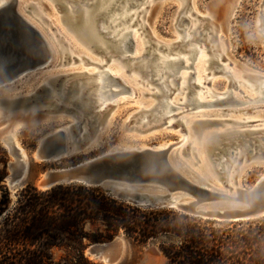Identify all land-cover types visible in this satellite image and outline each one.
<instances>
[{"label":"rangeland","instance_id":"374dc122","mask_svg":"<svg viewBox=\"0 0 264 264\" xmlns=\"http://www.w3.org/2000/svg\"><path fill=\"white\" fill-rule=\"evenodd\" d=\"M28 1L29 2L25 5H21L20 11L25 17L31 20V22H33L39 27L40 30L44 32L53 48V57L51 58L50 65L47 69L37 71L36 73H31L20 81L14 83L12 86L0 88V100L28 97L24 99L23 102L18 103V105H14V103L6 104L5 102H0V110H3L4 112L2 117H0V137L8 135L9 133L14 134L15 142L17 143L18 147L23 150V153L27 157L26 178L19 186H17L15 189L13 188L15 191L14 198L16 191L25 187L27 184L36 187L35 185L37 184L38 179L42 177L44 172L49 170L66 168L107 151L118 149L121 146L154 147L161 144H174L183 134L178 131L179 128L177 127V123L173 124L174 120L181 116L191 117L196 114L212 115L215 117L220 116L224 117L222 118L224 120L235 119L236 121H239L240 119L242 120L245 118H251L252 120L249 122L250 124L244 126L241 129H234L235 131L242 133L241 135L238 133L226 135L227 131L224 129L226 126H237L230 121L213 123L199 127L194 125L191 129V133L195 138H197V140H199V142L202 139V134L207 131L218 134L224 133L222 136L224 141L221 142V140H219L220 138H218L213 146V140L209 138L210 135L209 137L207 136L208 139L206 137L207 142L205 143V153L208 150L207 147L210 149L212 148L213 151L220 150L223 147H230L235 152H238L237 160L233 165L236 166V169L232 172V175L234 178L233 181L237 180L241 186H250L260 175L264 174V159L260 161H257L256 159H249L248 161H245V165L241 163L242 161L246 160L245 158H249L255 154L256 145H262L264 142V132L262 131L252 134L242 132L245 130L257 131L264 129V104H259L256 108H251L250 105L198 107L190 111H185L186 109L180 108L181 111L180 109H177L172 113L181 114L177 117L175 116V119H167V121H165L167 125L164 123L154 124L152 122L148 125L142 124V121L145 120L142 118L143 115L140 112V109L152 107L155 104V97H144L141 95V93L151 94L152 91H149V89L152 87L151 85H145V81H141L142 79L138 69H135L137 72L136 75H132V70H128L126 72V66L132 64L133 61L127 63V65L124 64L123 67V65H119L117 60L114 61V64L107 63L104 68L109 67L115 73L120 74V79H123V82L126 80L132 84V87L136 93L134 96H131L129 93H124V95L115 97V99L117 98L116 100L113 98L112 100L115 101H118L121 98H124V100L118 101L120 103H118L115 107L111 106V109L107 108L102 113L103 115H100L95 120V124H101L100 128H102L97 142L91 146L90 150L73 155L79 157L77 162H72L69 160L73 156L57 163L34 161L32 159V155L36 149L38 138L43 134H47L48 132L52 131L56 127L71 123L72 120L70 121V119L72 118L70 116L74 115L70 113V110L56 111L55 109H52L54 106L52 100H48L46 97L45 100L41 99V91L43 90L40 87L42 86L50 89V87L53 86L54 81L51 79L57 75L80 73L81 70H83L82 62H78L73 65L72 60L70 61V56L75 57L73 52L77 53L78 55H85L87 57L89 56V58L103 63L104 61L100 57L107 53L109 49H106L105 53H101L100 50L94 51V47L89 48L88 43H83L80 41L75 36L72 28L63 21V15L65 13L63 12L64 7H60V12L56 11L55 7L58 6L55 3L56 0ZM30 1H34L35 3L39 4L41 10L45 14L44 17H46V21L40 23L38 20H36L37 18L35 19V17L33 18L32 16L34 13V8L30 7L29 10L25 8L30 3H33ZM60 1L67 5V7V2L69 1L80 2V0ZM94 1L95 0H83V2H88L90 5L87 8L88 10H95L93 12L91 11L92 17L97 14L98 10H100L99 2L102 0L97 1L99 4L95 9H93L94 5L91 4ZM261 8H264V0H139L138 5L130 6L126 14L129 16L130 14L138 13L141 10L142 11L138 15L134 14L131 16L125 24L119 25L117 29L128 27L133 22H135V24L131 27V30L136 31L135 34L137 36L138 43L141 44V50L144 51L145 46H147L146 52H144L143 55L138 59V61H140L145 60V58H147L149 53L152 51L156 52V49L160 46V49H162L161 51L166 49L167 43H173L175 39H177V36L180 38L182 36L181 34H183L180 30L182 28H186V18L189 19L192 25H197L200 23L201 28H199V30L202 33L199 38H207L209 53L207 52L208 54L206 53V55L213 58L208 66L207 63H203V66L201 67L203 68L201 75L198 73L199 76L202 77L201 79L203 81L207 82L209 80V82L204 83L203 88L201 89L196 88V91L203 93V102H208L223 98L224 96L219 97L214 95H218L226 91L229 84V79L226 77V74H212V67L214 64L216 65V63H219L221 66L227 65L226 69L233 70V73L235 69L239 70L240 74L242 75L241 80L243 82H247L248 76H260L257 73H264V45L260 35L255 29V19L256 17H259ZM116 12H122V10L115 12L112 11L111 15L117 14ZM191 13H193V16L190 15ZM137 29L139 30L137 31ZM200 39L195 42L199 46L203 44V41H199ZM143 41L147 42L148 44L143 46ZM71 48H73V50H71ZM101 49H104V46H101ZM64 52L66 53V60H64ZM131 52L132 49L128 51L129 54H131ZM166 52L167 51L165 50L164 54H166ZM180 54H182V56L187 55L185 52ZM172 56L173 54H171L169 57ZM218 57L219 60H217ZM188 63L196 66L197 63L195 62V56L193 61L188 60ZM206 66L208 69L204 70V67ZM89 68L90 70L95 69V67ZM176 70L177 72H184L185 69H183L182 65H179L176 67ZM187 72H192V68L186 69L184 73ZM48 78H50V81H48L50 84H42ZM72 79L75 78L73 77ZM131 79H135L136 82H131ZM67 80L61 79L58 81V83L55 82L59 84L60 88L56 87L55 91L51 92V98L54 94H58L59 96L64 94L62 91V86ZM239 89L240 88L236 89V86H233V88L228 89V92H230V90L231 92L233 91L236 99L241 102H246V98H243L245 94H248L244 93L247 92L246 89L241 88L240 92ZM39 90L40 92H38ZM80 91L77 92L78 94H76L73 98H76V96L80 94ZM37 92L38 94H36ZM179 92L180 91L178 88L175 89L172 93V98L175 97V95H177L176 100L181 98L183 94L180 95ZM208 93H210L211 96ZM139 104H143V106H140ZM250 108L251 110L245 111ZM236 110L239 111L236 112ZM16 118L18 119L16 120ZM210 119L214 118L212 117ZM253 121L263 122H260L262 124L261 125L260 123L257 124ZM169 122L171 124H168ZM232 131L233 129H229L228 132ZM232 136H240L241 138H237L239 139V143H237V139H231ZM230 143L234 145H231ZM0 149L6 152L8 159L5 172L6 176L3 182L0 184V199L4 188H6L9 192L11 201H13V189L8 186L6 178H9L11 174L8 165L14 162V158L6 149L5 145L1 143V141ZM258 149L259 148H257V150ZM240 150H243V159L240 158ZM210 154L212 155V153ZM2 158V153H0V161ZM2 171L3 164L0 162V172ZM230 176L231 175L229 174V178ZM116 237H119L120 239H118L117 243H115L114 246L110 248V252L113 255H119V264H139L140 262L148 259H158V261H161L162 264H166L167 260L161 258L160 255H150L149 253V250L151 249L155 250L156 248L159 250V241L150 240L145 245H139L131 242L123 236ZM57 255L60 256V254ZM91 259L97 263H100L98 260L93 258Z\"/></svg>","mask_w":264,"mask_h":264},{"label":"water","instance_id":"95a60500","mask_svg":"<svg viewBox=\"0 0 264 264\" xmlns=\"http://www.w3.org/2000/svg\"><path fill=\"white\" fill-rule=\"evenodd\" d=\"M59 5L62 7V4ZM76 15L78 26L81 24L78 9ZM260 37L263 43L264 34ZM132 44L133 41L128 39L126 42L128 50ZM49 55L50 49L41 34L17 11L16 1L9 0L0 6V87L8 86L10 81L19 75L41 69ZM108 79L111 84L123 91L128 90L119 78L108 74ZM44 94L45 90L41 91L42 100H45ZM235 102L233 97L228 96L221 103ZM103 112L95 115L92 122L86 124L82 121L71 125L66 132L56 127L48 135L43 134L38 138L32 159L38 162L57 163L90 150L102 131L101 124H95V120L103 115ZM238 137L241 138L232 136L231 139L236 140ZM219 140L222 142L224 138ZM237 140L239 143V139ZM0 141L14 158V162L8 165L11 172L9 177L16 179L26 174L27 157L22 155L21 149L9 137H0ZM176 145L177 143L154 147L121 146L66 168L57 169V173H50V170L44 172L42 175L44 177L38 179L39 186L43 190L69 184L101 187L108 195L132 206L171 209L221 223L246 222L264 217V177L259 176L250 186L236 187L234 194L230 193L231 186L228 185L227 175L231 163L228 162L229 165H226V161H229V157L226 156L230 152L228 147L212 152L216 158L210 163L220 186L218 188L217 185L214 186L200 177L195 168L198 165L196 158L194 160L188 158V152L184 151L178 156ZM263 145L264 143L258 146L255 154L244 161L264 159ZM242 153L243 150L240 151L241 159ZM232 154L230 159L233 162V159H237L238 153ZM222 157L226 160L223 161ZM14 185L16 183L12 187ZM118 239L120 238L115 237L106 243L91 244L86 253L98 259L100 263L119 264L118 258L109 254V249ZM149 253L154 255L155 250L151 249ZM139 264L153 263L144 260Z\"/></svg>","mask_w":264,"mask_h":264},{"label":"bare ground","instance_id":"6f19581e","mask_svg":"<svg viewBox=\"0 0 264 264\" xmlns=\"http://www.w3.org/2000/svg\"><path fill=\"white\" fill-rule=\"evenodd\" d=\"M8 1L9 0H0V6L4 5ZM15 1H16L17 11L22 16H24L23 13L20 11V7L21 5L23 4L25 5L29 1L28 0H15ZM97 1L98 0H95L94 2L91 3L92 5H94L93 9H95L97 5L100 3L99 4L100 10H98L97 14L93 17L91 16V14L95 10H91L92 11L91 12L90 10L87 9L90 6L88 2H83V0H80V2L69 1L67 2L68 4V7H67V5L62 3V1L60 0L55 1V3L58 5L55 7L56 11L60 12L59 4H62V7H64L63 12H65L63 15L64 17L63 21L72 28V30L75 33V36L80 41H82L83 43H88L89 48L94 47L95 49L94 51L100 50L101 53L102 52L105 53V50L109 49L107 53H105L104 55L100 57L104 61L103 63L99 61H95L92 58H89V56L87 57L85 55H78L77 53H74L72 51L75 57L70 56L69 57L70 61L72 60L73 65H75L78 62H82L83 70H81L80 73L57 75L56 77L51 79L54 81H53V86L50 85L51 86L50 89L46 87H42V86L40 87L42 88V90H45L44 95L46 99L48 100L50 99L53 101L54 106L52 109L62 108L65 111L70 110L71 111L70 113L74 114L73 116H70L72 118L70 119V121L72 120L71 123H67L66 125L59 126L58 129H62L63 131L66 132V130L69 129L70 126L75 123L84 121V123L87 124L89 121L92 122V120L95 119V115L100 114L101 112L105 111L107 108L111 109L113 106L114 107L117 106V104L120 103L118 101L124 100V98H121L122 100L120 99L118 101H115L117 99V98L115 99V97L124 95V93H129L131 96H134L136 91L133 89L132 84H130L126 80H125L126 82L125 81L123 82V79L121 80L119 77L120 74L115 73L109 67L104 68V66L107 63L114 64L115 60L118 61L119 65H123V67H124V64L127 65V63L133 61L132 64L126 66V72L128 70H132L133 71L132 75H136L137 72L135 69H138V72L141 75V79H142L141 81H145L146 83L145 85H151L152 87L151 89H149V91H152L151 94L141 93V95L144 97H147V96L155 97V104L152 107L147 108V109H143V108L140 109V112L143 115L141 116L145 120V121H142V124L148 125L149 123L152 122L154 124L164 123L165 125H167V123L165 122L167 121V119H170V118L175 119V116L177 117L181 114V113L180 114L172 113L174 110H177L180 108L186 109L185 111H190L198 107H212V106L219 107L221 105L223 106L224 105H230V106L250 105L251 108H256L258 107L259 104H264V73H257L260 76H257V75L248 76L247 82H243L241 80L242 75L240 74L239 70L235 69L236 72L234 71L235 73L234 74L233 70L226 69L227 65L221 66L219 63H216V65L215 64L213 65L212 74L213 75L220 74V73L226 74L227 75L226 77L229 79L228 88L226 91L218 95L213 94L214 96H219V97L224 96L223 98L215 99L213 101L203 102L204 101L202 99L203 93L199 91L197 92L196 88H200V89L203 88L204 83H208L209 80L207 82L203 81L201 79L202 77L199 76V74L201 75V72L203 71L202 70L203 68H201L203 66V63H207V66H208L211 63L213 57H208L206 55L209 49L208 44H207V38H204L205 36L203 37L204 39L199 38L202 33L199 30V28H201L200 23L197 25H194V24L192 25L189 19L186 18V21H185L186 28H182L180 30L181 33H183L181 34L182 36L180 38L177 36V39H175V41L173 40L174 41L173 43H167L166 49H164L163 51H161L162 49H160L161 48L160 46L156 49V52L152 51L151 53H149L148 57L145 58V60L138 61L140 56H142L143 53L146 52L147 46H145L144 51L141 50V44L138 43L137 36L135 34L136 31L131 30V27L135 24V22H133L128 27H124L120 29H117V27L119 25L125 24L131 16H133L134 14L138 15L142 11L141 10L138 13L130 14L129 16L126 14L130 6L138 5L139 0H102L99 3H97ZM30 2L35 3L34 1H30ZM33 3H30L25 8H27V10H29L30 7L34 8V13L32 14V16L33 18L35 17V19L37 18L36 20H38L40 23L46 21L45 19L46 17H44L45 14L41 10V7L39 6V4L37 3L33 4ZM77 9L79 10L78 18L80 19V22H81V24H79L78 26H76V18H75L77 17L76 15ZM120 10H122V12H116L117 14L111 15L112 11L115 12V11H120ZM190 15L193 16V13H191ZM24 18L33 27H35V29L41 34L46 45L50 49L49 58L41 66V69L39 70L35 69L31 72V73H36L37 71H42L49 67L51 58L53 57V48L51 46L50 41L47 39L46 35L44 34V32L40 30L39 27L36 26L33 22H31V20H29L27 17L24 16ZM255 29L257 30V33L259 35L264 34V8H261L259 17H256L255 19ZM138 30L139 29H137V31ZM128 39H131L133 41V44L131 48L129 49V50L132 49L131 54L128 53L129 50L126 47V42ZM198 39H200L199 41H203V44H201V46L195 43L198 41ZM142 44L144 46L148 43L143 41ZM263 45H264V37H263ZM101 46H104V49H101ZM71 50H73V48H71ZM165 50L167 51L166 54H164ZM184 52L187 54L186 56H182V54H180ZM176 53H179V54H176ZM171 54H173V56L169 57ZM194 56H195V62L197 63L196 66L195 65L193 66L191 64L192 62L188 63V60L193 61ZM191 57H193L192 60H191ZM65 58H66V53L64 52V60H66ZM217 60H219V57L217 58ZM179 65H182L183 69L185 70L192 68V72L184 73L185 70L184 72L183 71L177 72L176 67H178ZM207 66L204 67V70L208 69ZM89 67H95V69L90 70ZM29 74L17 76L16 78L10 81V84L8 86H12L14 83H16L17 81H20L21 79L25 78ZM108 74L113 77L119 78L123 82V84L126 87H128V90L123 91L116 85L111 84V82L108 79ZM73 77L75 79H72ZM61 79H66V80L68 79L65 82V84L62 86L63 87L62 91L64 94L62 96H59L58 94H54L51 98V92L55 91L56 87L60 88L59 84L57 83ZM48 81H50V78L46 79L42 84H45V85L50 84L48 83ZM134 81L136 82L135 79H131V82H134ZM233 86H236V89L238 88L246 89L247 92L243 91L244 93H248V94H245V96H243V98H246L247 100L246 102H241L238 99H236L235 94H233V91L231 92L230 90V92H228V89L233 88ZM177 88L180 91L179 94L180 95L183 94V96H181V98H178L176 100L177 95H175V97L172 98V95H173L172 93ZM240 89H239V92H240ZM68 91H70L69 94H67ZM79 91H80V94L76 96V98H73L76 94H78L77 92ZM208 94L210 95V93ZM228 96L233 97L236 102L230 103V104L221 103L223 102V99H226ZM26 98L28 97H21L17 99H1L0 102H5L6 104L14 103V105H18V103L23 102L24 99ZM113 98L115 100H112ZM108 105H111L112 107L111 106L108 107ZM139 105L143 106V104H139ZM251 108L245 111H249L251 110ZM222 111H226V110H222ZM237 111L239 110H236V112ZM3 113H4L3 110H0V117H2ZM212 117L214 119H210ZM222 118L224 117H220V116L215 117L212 115L196 114L191 117L181 116L177 118L176 120H174V123H173V124L177 123V127L179 128L178 131H180V133H183L178 138V141L176 142L177 143L176 150H177L178 156H181L182 151H184L186 153L188 152V156H189L188 158H191L192 160L196 158L198 160V165L195 168L198 171L200 177H202L204 180H208L214 186L217 185L218 188H220V186L218 185L217 179L215 175L213 174L212 164L210 163V161L212 159H215L216 157L210 154L213 151L212 148L210 149L207 147L208 150L205 153V143L207 142L206 137L207 136L209 137L210 135L209 138L213 140L212 141V146H213L218 138H222L224 133L218 134V133H210L209 131H207L202 134V139L199 142V140H197V138H195L192 135L191 129L193 128L194 125L199 127V126L210 125L213 123H222V122L230 121L237 126L233 127V126L225 125L226 127L224 129L227 131L226 135H232L236 133L241 135L242 133L237 132L234 129H241L244 126L250 124L249 122L252 120L251 118H245V119H242V120L240 119L239 121L238 120L236 121L235 119L224 120ZM17 119L18 118H16V120ZM253 122L258 124L263 121H253ZM168 124H171V123L169 122ZM229 129H233V131L228 132ZM261 131L264 132V129H260L257 131L245 130L242 132L252 134V133L261 132ZM51 132L52 131L48 132L45 135H48ZM1 137L11 138L12 141L15 143V145L18 146L17 143L15 142L14 134L9 133L8 135L1 136ZM167 145H170V144H161L160 146H167ZM258 146H261V145H256V148H259ZM228 150L230 152L226 156L229 157V161H226V165L227 166L229 165L228 162H230L231 164L229 165L230 169L227 175V182H228V185L231 186L230 193L234 194V190L236 187H243V186H241L237 180L233 181L234 178L232 175L233 174L232 172L235 170V166L233 165L237 159H233V162H232L231 161L232 159L230 158H232L233 152H234V155L237 154L238 152L233 151L230 147L228 148ZM263 150H264V147H263ZM21 153L23 156H25L22 149H21ZM222 160L225 161L226 160L225 157L224 158L222 157ZM241 163L244 164L245 161H242ZM57 172L58 170H50V173H57ZM229 174L231 175L230 178H229ZM24 175L25 177H23ZM24 175H21L20 177L16 179H12L11 177L6 178L8 186L11 189L13 188L15 189L26 178V174ZM260 177H264V174L260 175ZM14 183H16V185L12 187ZM39 185H40V181H38L35 186L38 189H42ZM14 189H13V194H12L13 198H14V192H15ZM117 241H115V243H117ZM155 250L156 252L154 253V255L156 256L160 255L161 258L165 259V257L162 255V253L158 249L155 248ZM109 254L113 257L118 258L119 260V255H115V254L113 255L110 252V249H109ZM93 259L98 260L96 258H93ZM148 261L153 264H162L161 261H158V259L156 260L148 259Z\"/></svg>","mask_w":264,"mask_h":264},{"label":"trees","instance_id":"16d2710c","mask_svg":"<svg viewBox=\"0 0 264 264\" xmlns=\"http://www.w3.org/2000/svg\"><path fill=\"white\" fill-rule=\"evenodd\" d=\"M0 153L1 184L8 159L5 151ZM0 218V264H102L86 250L116 236L139 245L159 241L166 264H264V217L221 223L132 206L101 187L69 184L42 190L27 184L13 201L4 188Z\"/></svg>","mask_w":264,"mask_h":264}]
</instances>
